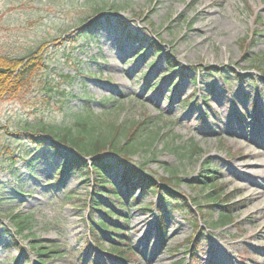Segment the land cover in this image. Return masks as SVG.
<instances>
[{"label":"rangeland","instance_id":"374dc122","mask_svg":"<svg viewBox=\"0 0 264 264\" xmlns=\"http://www.w3.org/2000/svg\"><path fill=\"white\" fill-rule=\"evenodd\" d=\"M39 48L46 68L23 99L0 103V264H264V0H0V53ZM87 103L105 131L140 125L147 145L129 163L164 199L126 194L111 154L102 157L119 195L95 175L58 182L61 158L19 132L71 128ZM210 171L216 184L199 186ZM14 213L33 217L25 237Z\"/></svg>","mask_w":264,"mask_h":264},{"label":"trees","instance_id":"16d2710c","mask_svg":"<svg viewBox=\"0 0 264 264\" xmlns=\"http://www.w3.org/2000/svg\"><path fill=\"white\" fill-rule=\"evenodd\" d=\"M129 36L133 39L136 38L134 35ZM86 38L87 40L89 38H94V35H89V37ZM154 51L159 55L163 54L161 46H157ZM40 53L41 48L31 53L29 56L22 58L12 57L0 53V103L23 99V94L26 92V90H28V88H31L36 75L47 66L44 63L43 57H40ZM164 56L168 58L167 61L170 70H175L177 63L171 59L169 54H164ZM41 85L42 88L40 89L44 94L42 97L45 96V98H47L46 102L49 104L52 96L54 95V89L52 88L53 86L48 81L41 82ZM85 108L87 111V116L81 118L79 116L74 118V126L71 128L70 126L60 127L42 125L39 127V129L35 130L34 133L30 132L32 130L30 127L22 128V130H19V132L23 134L22 136L28 137V141L33 146L37 148L47 147L51 152L49 153L50 155H57L61 158V169L59 172H57L58 182L63 183L66 174L73 171L79 172L87 179H89L91 175H95L94 182L98 188L101 187V185H107L113 190L115 194L119 195V192L117 191L119 190L118 187L116 185L114 186V184L110 181L112 165L106 162V158L102 157L103 155L111 154L116 157L115 168L118 169L120 166L125 168L123 169V173L120 175V185L126 188V194H133L136 190H140L142 192H148L151 195L159 194L164 199L163 191L166 190L164 189L165 187L160 186V184L154 179L140 171L138 167L129 163V158H132L137 152L141 150V148L147 145L145 142L140 141L141 137H139V131H141V127H138L140 125L137 127L134 126L130 129H125L122 126L118 127L117 125L111 124L110 126H106L108 130L105 131L103 128L104 123L91 117L92 112L88 103ZM35 135L40 136L36 137ZM159 135V132L157 135L155 134L154 138L149 144V147L152 146L156 139L161 137ZM64 148L66 150H63ZM192 149H194V147ZM193 151L194 150H185L180 156H190ZM206 164L203 165V169L209 167ZM176 173V171H173V175ZM210 173L212 175L204 176L202 174L200 176L198 179L199 186L210 183L211 185L216 184L217 177L214 176V171H210ZM171 180L172 179L170 178L169 181ZM215 189L216 187L212 188V194L210 196H213V194L217 192ZM167 192L169 195H172L170 191ZM179 201L181 206L187 209V212L193 214L200 212L198 210L197 212H194L192 209H190L191 205L184 198L180 199ZM119 203L120 205H123L122 199H120ZM229 212L224 214L222 213L219 221H217L215 225L222 227L228 225V223L232 221V215ZM107 215L110 219L115 217V213H113L111 210L107 211ZM8 218H10L11 224H13L16 230V234L25 237V232H32L31 225L33 217H31V215L21 217L20 213H14ZM101 224L100 225L103 227H101L102 229L107 230L105 228H109L108 225L104 224V221L101 222ZM162 224L163 227H165L164 223ZM196 229H199L197 224ZM193 239H195V237ZM192 241H190L192 242L191 247L192 245L194 246L195 243V240ZM14 242L16 246H18L16 241ZM33 248L37 249L41 253L44 251V254L47 256L55 252V250H51L46 247L44 248L39 244H34ZM127 251H129V249H126V251H119V249L116 247L112 250V253L122 256Z\"/></svg>","mask_w":264,"mask_h":264},{"label":"bare ground","instance_id":"6f19581e","mask_svg":"<svg viewBox=\"0 0 264 264\" xmlns=\"http://www.w3.org/2000/svg\"><path fill=\"white\" fill-rule=\"evenodd\" d=\"M212 15H209V16H207V17H209V19H210V17H211ZM225 23H227V25H229V26H231V25H233L232 23H233V21L231 20V19H225ZM264 185V184H263ZM260 194H262V192H257V193H255V195L253 194L252 196H253V199H257L259 196H260ZM262 263H264V260L262 261Z\"/></svg>","mask_w":264,"mask_h":264}]
</instances>
